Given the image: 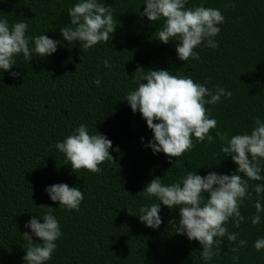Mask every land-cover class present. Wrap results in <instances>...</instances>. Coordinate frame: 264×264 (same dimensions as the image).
I'll use <instances>...</instances> for the list:
<instances>
[{"label": "trees", "instance_id": "obj_1", "mask_svg": "<svg viewBox=\"0 0 264 264\" xmlns=\"http://www.w3.org/2000/svg\"><path fill=\"white\" fill-rule=\"evenodd\" d=\"M103 2L114 9L118 27L108 44L85 50L60 34V27L70 22L67 9L77 0H0V19L7 18L10 24L23 20L29 36L44 34L60 41L50 56L33 54L28 63L18 55L10 70L20 72L18 78L0 70V264H25L21 233L32 234L24 225L36 215L43 223L42 204L54 208L62 232L47 264H233L230 249L236 245L226 237L220 255L203 261L199 243L175 233L176 225L169 221H178V207L161 205L157 229L146 227L138 214L140 207L158 202L140 193L155 177L171 184L187 171L229 175L237 165L224 156L219 140H194L191 151L171 161L162 152L153 154L146 147L151 130L124 99L136 88L138 66L180 72L198 83L208 81L209 89L220 85L232 92L231 98L206 105L218 130L229 136L250 131L254 118L264 120V0H189L188 7L202 3L220 9L225 23L214 38L217 48L202 43L195 49L200 60L185 62L177 58L178 41L156 40L162 21L149 22L139 15L143 0ZM230 2L235 7L225 8ZM105 60L110 68L104 66ZM96 79L99 86L93 83ZM80 124H86L90 133L96 129L119 148L109 149L116 162L99 165L102 173L72 172L55 148ZM216 130L210 132L214 137ZM58 183L83 192L78 211L50 200L45 188ZM256 199L253 193L241 206L246 219L239 228L232 221L227 225L229 232L239 233L238 239L247 240L238 264H264V249L253 247L256 239L264 238V212L258 225L248 219L255 213ZM260 200L264 205V193ZM33 241L40 242L34 236Z\"/></svg>", "mask_w": 264, "mask_h": 264}, {"label": "clouds", "instance_id": "obj_2", "mask_svg": "<svg viewBox=\"0 0 264 264\" xmlns=\"http://www.w3.org/2000/svg\"><path fill=\"white\" fill-rule=\"evenodd\" d=\"M188 2L143 0V11L139 12L149 22L162 21L155 31L156 40L163 44L178 41L175 51L183 62L199 61L200 55L195 49L202 43L205 47L217 48L219 42L214 38L221 32L219 25L225 23L220 9L205 7L202 3L188 7ZM230 7H235V4H225V8ZM113 13L114 9L103 0H77L67 9L70 22L60 27V34L64 41L79 43L85 50L98 43L108 44L119 24ZM27 30L28 24L23 20L10 24L7 18L0 19V70L9 72L12 78L20 76V72L10 71L16 65L18 55L22 54L29 63L33 54L40 58L50 56L60 44V41L44 34L29 36ZM103 63L106 68L111 67L109 61ZM134 73L136 88L129 90L124 100L133 113L138 111L141 114L151 130L152 139L146 147L151 148L153 154L162 152L171 161L191 151L195 147L194 140L198 143L219 140L224 156L231 157L237 165L229 175L213 171L201 176L196 174V170L187 171L184 177L171 184H164L160 177L153 178L140 193L146 199L154 197L158 202L140 207L139 221L146 227L157 229L162 223L159 215L161 205L169 209L178 207V221H169V224L176 225V234L186 235L189 241L199 243L203 261L220 255L222 238L226 237L236 245L230 251L233 264H238L239 250L247 245V240L238 239L239 233L229 232L227 225L232 221L235 228L240 227L246 219L241 214V206L252 198L253 193L257 197L255 213L248 219L253 225L261 223L260 213L264 212V205L260 197L264 193V183L249 182L264 181V120L256 117L250 131L229 136L227 131L218 130V121L211 118L206 105L214 106L222 97L231 98V91L220 85L209 89L206 86L208 81L198 83L191 76L180 72L173 74L167 69L145 70L138 66ZM93 83L99 86L101 81L96 79ZM213 129H217L215 137L210 134ZM55 148L64 155L63 164L70 165L74 173L82 169L102 173L99 165L116 162L109 149L119 152V148H113L112 141L96 129L90 133L86 124L76 127L58 141ZM45 192L51 201L58 202L59 207L67 210L78 211L84 199L78 187H69L65 183L47 186ZM39 207L45 209L43 223L37 218L41 216L36 215L24 225L31 229L32 234L21 233L26 241L22 258L25 264H47L56 251V241L62 235L54 208L43 204ZM33 236L40 242H34ZM253 247L256 251L264 249V238L256 239Z\"/></svg>", "mask_w": 264, "mask_h": 264}]
</instances>
